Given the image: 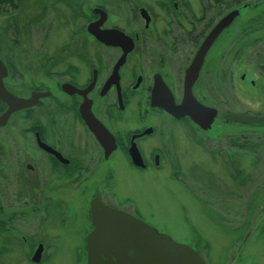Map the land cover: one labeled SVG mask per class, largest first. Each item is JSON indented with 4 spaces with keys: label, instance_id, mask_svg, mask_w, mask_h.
<instances>
[{
    "label": "flooded vegetation",
    "instance_id": "obj_1",
    "mask_svg": "<svg viewBox=\"0 0 264 264\" xmlns=\"http://www.w3.org/2000/svg\"><path fill=\"white\" fill-rule=\"evenodd\" d=\"M90 1L81 50L45 59L44 66L48 61L53 66L38 74L31 67L20 73L0 54V88L30 103L13 110L0 126L9 139L5 151L0 137V264H48L58 251H72L75 264H87V238L95 229L92 202L146 222L127 197L117 196L114 161L139 173L158 171L165 156L173 153L172 126L186 129L189 122L207 134L229 113L221 114L217 104L223 45L236 41L232 28L249 3ZM233 11L237 15L212 41L196 76L187 79L206 36ZM100 17L99 29L108 31L106 42L87 31ZM118 32L127 39L113 44ZM60 63L62 69L55 70ZM226 75L230 82L233 72ZM246 79L241 74L240 80ZM186 87L196 102L216 110L210 129L204 131L189 117L177 118L152 104L155 96L161 105L180 106ZM8 109L0 98V116ZM88 115L98 122L96 132L85 121ZM89 245L92 250L106 248L98 242Z\"/></svg>",
    "mask_w": 264,
    "mask_h": 264
},
{
    "label": "rangeland",
    "instance_id": "obj_2",
    "mask_svg": "<svg viewBox=\"0 0 264 264\" xmlns=\"http://www.w3.org/2000/svg\"><path fill=\"white\" fill-rule=\"evenodd\" d=\"M242 3L251 6L232 28L236 41L223 45L217 104L221 114L264 116V0H240L239 6ZM91 4L2 0L0 54L20 73L28 67L36 74L49 68L52 64L44 66L45 59L76 52L87 38L82 25ZM54 68L62 69V63ZM170 130L173 153L165 156L158 171L139 173L114 161L117 196L127 197L150 225L198 251L206 264H264V125L226 123L220 116L207 134L189 122L186 129L179 124ZM4 134L0 132L6 151L9 139ZM55 254L48 264H75L74 252Z\"/></svg>",
    "mask_w": 264,
    "mask_h": 264
},
{
    "label": "water",
    "instance_id": "obj_3",
    "mask_svg": "<svg viewBox=\"0 0 264 264\" xmlns=\"http://www.w3.org/2000/svg\"><path fill=\"white\" fill-rule=\"evenodd\" d=\"M236 15L237 11L229 13L212 28L194 57L187 72V79H193L196 76L210 44ZM102 20L103 17H100L97 23L88 25L87 31L93 34L97 40L106 42L105 35H108V31L99 29ZM119 35L113 37L116 40V43L113 44H120L124 38L127 39L122 33ZM0 66L2 67L1 61ZM0 98L9 104V109L0 116V126L6 123L13 110L24 108L30 104L26 100L14 98L4 88H0ZM152 104L163 107L169 114L177 118L189 117L204 131L210 129L216 117L215 109L203 106L194 100L189 87H186L185 96L180 106H175L173 102L161 105L155 96L152 98ZM84 118L89 128L96 132L95 126L98 125V122L91 115ZM223 119L243 125H264V116L258 115L229 112L223 115ZM91 214L95 229L87 238L90 248L87 252V264H206L200 253L189 245L175 241L167 233L160 232L155 227L126 213L94 201L91 203ZM104 238L105 240H102ZM93 242H98L106 248L92 250V245L89 243Z\"/></svg>",
    "mask_w": 264,
    "mask_h": 264
},
{
    "label": "trees",
    "instance_id": "obj_4",
    "mask_svg": "<svg viewBox=\"0 0 264 264\" xmlns=\"http://www.w3.org/2000/svg\"><path fill=\"white\" fill-rule=\"evenodd\" d=\"M2 0H0V2H1Z\"/></svg>",
    "mask_w": 264,
    "mask_h": 264
}]
</instances>
